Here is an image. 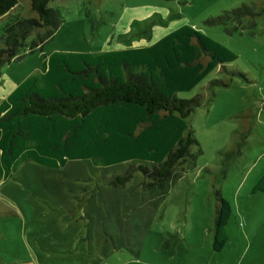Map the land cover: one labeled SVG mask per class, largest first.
<instances>
[{"label":"rangeland","instance_id":"374dc122","mask_svg":"<svg viewBox=\"0 0 264 264\" xmlns=\"http://www.w3.org/2000/svg\"><path fill=\"white\" fill-rule=\"evenodd\" d=\"M264 0H53L64 23L56 36L21 60L2 66L0 103L26 77L42 73L56 51L102 53L151 45L191 25L237 58L211 71L183 98L205 102L189 117L201 149L173 173L165 194L135 171L124 185L106 177L130 164L70 160L61 168L20 157L0 175V264H264V14L211 25L207 19ZM30 0L0 17V38L16 16H31ZM237 26V28H236ZM34 35L30 36V44ZM243 72L232 76L230 71ZM215 79L228 85L210 87ZM231 204L228 241L213 247L217 194Z\"/></svg>","mask_w":264,"mask_h":264},{"label":"trees","instance_id":"16d2710c","mask_svg":"<svg viewBox=\"0 0 264 264\" xmlns=\"http://www.w3.org/2000/svg\"><path fill=\"white\" fill-rule=\"evenodd\" d=\"M53 0H30L31 16H16L0 38L2 66L21 60L25 52L43 48L64 23ZM19 0H0V17ZM257 4L243 3L206 20L228 24L264 14ZM237 28V26H236ZM34 35L30 44L27 40ZM236 54L191 25H183L155 43L103 53L56 51L46 58L42 75H31L0 104V175L8 176L20 157L52 168L76 159H100L106 166L127 163L124 174L107 176L115 186L142 173L144 187L160 195L171 187L178 166L191 159L199 145L189 117L205 102L202 93L179 96L197 86L211 71L224 68ZM232 76L243 72L230 71ZM228 85L215 79L210 87ZM264 191V175L253 188ZM217 194L213 247L228 241L233 210ZM161 195V196H162Z\"/></svg>","mask_w":264,"mask_h":264},{"label":"crops","instance_id":"0c3cea01","mask_svg":"<svg viewBox=\"0 0 264 264\" xmlns=\"http://www.w3.org/2000/svg\"><path fill=\"white\" fill-rule=\"evenodd\" d=\"M145 46H148V45H145ZM132 47H134V46L119 47L118 49H125V48H132ZM136 47H137V46H136ZM140 47H142V46H140ZM118 49H117V50H118ZM102 53H103V52H102ZM45 67H46V59L44 60L43 65H42V70H43L42 73L45 71ZM42 73H41L40 75H42ZM32 75H37V74H32ZM30 76H31V75H30ZM28 77H29V76H28ZM28 77H26V79H27ZM24 80H25V79H24ZM24 80H23V81H24ZM23 81H22V82H23ZM18 85H19V84H18ZM18 85H16V87H17ZM16 87H15L12 91H14V90L16 89ZM12 91H11V92H12ZM9 94H10V93H9ZM9 94H8V95H9ZM8 95L2 100V102L8 97ZM2 102H1V103H2ZM1 103H0V104H1Z\"/></svg>","mask_w":264,"mask_h":264}]
</instances>
